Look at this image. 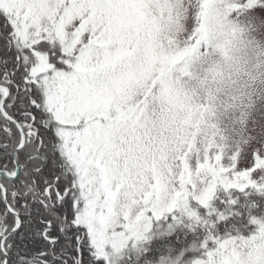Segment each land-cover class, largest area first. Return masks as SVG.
<instances>
[{
    "label": "snow or ice",
    "instance_id": "snow-or-ice-1",
    "mask_svg": "<svg viewBox=\"0 0 264 264\" xmlns=\"http://www.w3.org/2000/svg\"><path fill=\"white\" fill-rule=\"evenodd\" d=\"M167 3L0 0V264H113L176 209L199 221L218 189L264 196V152L197 155L160 135L185 54L163 51ZM232 10L264 14V0ZM226 219L212 216L195 264L246 242L214 234Z\"/></svg>",
    "mask_w": 264,
    "mask_h": 264
},
{
    "label": "clouds",
    "instance_id": "clouds-1",
    "mask_svg": "<svg viewBox=\"0 0 264 264\" xmlns=\"http://www.w3.org/2000/svg\"><path fill=\"white\" fill-rule=\"evenodd\" d=\"M239 3L168 0L160 31L164 52L185 53L169 70L170 87L188 103L205 105L203 132L232 145L240 143L249 130L264 129V14H234L232 6ZM167 118L166 111L159 114L158 127ZM245 241L218 253L214 264H264L259 225Z\"/></svg>",
    "mask_w": 264,
    "mask_h": 264
},
{
    "label": "trees",
    "instance_id": "trees-1",
    "mask_svg": "<svg viewBox=\"0 0 264 264\" xmlns=\"http://www.w3.org/2000/svg\"><path fill=\"white\" fill-rule=\"evenodd\" d=\"M193 210L198 212L199 221L187 216L185 211L183 213L176 209L170 216L153 223L138 250L126 252L125 256L116 259L113 264H192L200 258L201 246L208 235L206 226L212 223V216L224 215L227 218L219 223L228 226L224 229L217 226L215 235L221 238L236 232L248 235L249 217L264 222V196L251 190L240 193L236 190L226 192L221 188L217 190L210 209L196 206ZM209 211L212 216L208 215ZM161 240L167 243L158 246L157 242ZM154 253L157 255H152ZM98 264L107 263L101 259Z\"/></svg>",
    "mask_w": 264,
    "mask_h": 264
},
{
    "label": "rangeland",
    "instance_id": "rangeland-1",
    "mask_svg": "<svg viewBox=\"0 0 264 264\" xmlns=\"http://www.w3.org/2000/svg\"><path fill=\"white\" fill-rule=\"evenodd\" d=\"M165 106L168 118L163 126L158 127L159 133L165 138L179 141L185 151L197 155H206L209 152L220 157L231 155L233 159L241 153H251L254 149L264 152V129L249 130L240 143L226 144L222 137L216 134L207 135L203 132V126L207 123L205 116L208 111L205 105L190 104L181 97L180 93L172 90L165 99ZM254 171L253 169L241 174L247 180L246 186H256ZM261 184L264 185V181H261ZM178 210L184 213L183 209L178 208ZM141 243L143 242L134 243L122 250L119 258L125 256L128 251L138 250ZM115 260L116 258H113V262ZM192 264H195V260Z\"/></svg>",
    "mask_w": 264,
    "mask_h": 264
}]
</instances>
